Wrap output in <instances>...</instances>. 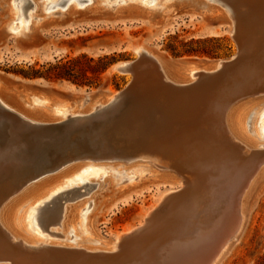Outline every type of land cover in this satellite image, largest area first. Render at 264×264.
<instances>
[{
	"label": "rangeland",
	"instance_id": "1",
	"mask_svg": "<svg viewBox=\"0 0 264 264\" xmlns=\"http://www.w3.org/2000/svg\"><path fill=\"white\" fill-rule=\"evenodd\" d=\"M2 1L0 0V3ZM46 1L41 0L42 5L38 3L41 11L39 8L32 10L35 8L32 0L12 1L9 14L5 12V9L0 10V28L3 24L13 22L12 25L18 31V33L9 31V36L8 34L0 36V77L13 86L21 83L29 87V89L25 88V91L35 96L29 102H36L35 100H40L41 96L47 98L48 102L45 105L49 108H44L43 103H36V108L40 109L39 115L47 111L53 120L64 119L63 114L55 111L54 100L68 105L73 98L87 93H96L101 87L106 88L107 91L117 93L125 91V93L118 100L119 102L117 101L116 111L92 118L91 122L90 120L83 122L84 125H79L80 128L79 126H55L39 131L27 129L24 130L26 132L22 131L24 134L21 139L24 138V140H19L21 132L13 134V141L16 140L14 146L19 147L18 150L13 149L21 163H18V168L13 170L14 175L8 176L3 183H0V201L6 193L24 184L29 178L56 168L65 160L83 158L88 155L98 158L111 155L134 158L142 152L151 154V157L158 155L167 162L172 161L173 164L168 165L167 171L175 173L182 184L178 187L179 189H175L176 192H171L172 195H165L161 202H158V209H154L144 218V213L151 205L156 204L165 188L170 187V182H165V179L160 176L147 175L146 173L150 171L148 170L143 177L126 185L127 183L121 182L123 180L121 177H116L118 169L113 172L107 168L109 165L113 166L120 162H92L91 166L95 169L85 177L90 183L89 186L85 188L78 183L72 191L75 194L74 199L62 200L57 206L58 219L49 230L62 231V235L66 234L65 240L57 238L58 243L70 246L88 245L84 242L91 233L104 240L113 239L116 234L138 226L141 221H148L146 230L142 229L140 233L124 238L119 245L118 253L94 260L73 252L57 254L51 249L37 250L30 255L21 250V254H17L14 259L10 255L13 254L12 250L7 246H0V254L2 251L7 252L6 257L16 260L17 264H102V262L103 264H171L170 261L176 251L182 249L185 244L190 246L200 244L205 239L200 240L199 237L209 236L212 228L221 225V221L228 212L225 201H229L237 186L229 181L228 176L234 174L233 166L240 168L241 165L232 159L224 158L210 162L208 157L197 165L193 155L182 158V146L196 152L192 147L203 140L215 147L218 146L217 142L226 141V138L232 142L229 135L223 131L224 123H222L231 103L240 94L264 91V0H230L234 11L231 19L234 34L229 32L228 24H224L218 13L201 14L197 11L194 14L195 12L191 11L193 7L183 3L173 8L164 22L158 23L157 18L146 22L145 11L148 13L161 11L162 8L158 7L179 3L178 0H95L90 5H87L89 4L87 0H74L73 13L64 12L68 0L62 5H60L61 0H57L59 5L50 10H47ZM52 1L54 0H50ZM116 1L119 4L114 7ZM203 1L219 8L211 0ZM92 5H98L101 11L108 14L103 16L88 11ZM127 5L132 7L125 8ZM121 6L122 9L116 12L115 9ZM30 13H34L36 18L40 19H33V22L37 23L34 30L26 28V18ZM43 21L44 24H42ZM141 44L158 56L175 79L179 78L180 71L190 70L179 66L181 64L177 61H210L242 53L236 65L230 70H223L216 75L201 76L192 86L177 89L161 81L153 61L136 55L132 45ZM187 51H193V53H187ZM80 55H86L93 61L80 59L73 64V67L78 74L81 70L85 72L84 80L92 83L91 86L74 84L66 79H32L28 76L49 74L55 65L67 64ZM104 57L107 58L103 59ZM101 59L103 60L99 61ZM133 60L135 63L130 72L112 71L116 63ZM101 64H105L101 74H93L90 71L89 67ZM34 85L38 87L33 88ZM230 96L231 98H227ZM259 99L254 100L258 105L263 102L264 96ZM254 107V104L249 103L244 108L245 112H248L245 116L248 117L247 121L251 119L249 112ZM73 108L74 105L64 108L66 110L64 114L74 113L70 110ZM80 109V107L75 108L76 111ZM208 110L212 113L210 116ZM263 111L264 106H259L256 113L258 120L264 116ZM9 120L17 125L14 118L7 116L4 119L3 128H6ZM85 123H88V126ZM209 123L211 126L208 125ZM203 124L209 126L208 132L207 126L205 129ZM261 125H264V119L261 120ZM159 128L163 131L161 136L158 132ZM25 134L28 135L25 136ZM5 140V132L0 130V147L6 145ZM34 144L38 146V153L32 151ZM259 144L264 145V141H260ZM218 148L222 149L219 146ZM98 152L99 156L96 155ZM261 152L258 158L264 157V148ZM139 164L144 165L149 162ZM200 166L205 169V174L200 173ZM213 166L215 173L212 170ZM102 180L107 181V184L99 189L98 181ZM4 183L5 186H3ZM153 183H158L159 188ZM133 185L135 189L142 190V195L135 194L133 201L122 204L121 198ZM36 199H33L30 204ZM115 202L117 208L111 213L110 208ZM83 203H88L87 208L79 212L80 205ZM65 205L69 209L65 218L68 227L60 228L55 224L60 221ZM204 205H210L213 209L210 215L199 211L204 208ZM28 215L24 214L23 219L21 217L19 225H21L20 231H27L25 235L31 241L38 240L45 243L57 241L33 228L31 219L27 218ZM89 229H92L91 233ZM201 229L205 230L204 234L200 232ZM75 236L78 237L76 242L70 241L75 240ZM262 259H264V193L250 209L242 237L222 264H258Z\"/></svg>",
	"mask_w": 264,
	"mask_h": 264
},
{
	"label": "bare ground",
	"instance_id": "2",
	"mask_svg": "<svg viewBox=\"0 0 264 264\" xmlns=\"http://www.w3.org/2000/svg\"><path fill=\"white\" fill-rule=\"evenodd\" d=\"M12 1L14 2L15 0H3L2 3H0V10L5 9L6 13L8 14L11 13ZM32 1L35 4V8H33L32 10L38 9V8L40 9V6L38 3H40L41 0H32ZM66 1L67 0L65 1L61 0L60 5H62ZM78 1H84V0H78ZM93 1L95 0H87V2L89 3L87 5L92 4ZM178 1L180 2L171 3V5L169 4L167 6L163 5L164 7H158V8H162L161 11L156 10L154 13L152 12L148 13V11H145L144 13L146 14L145 16L147 18L146 22L156 20V18L158 20V23L164 22V20L167 19L172 13L173 8H175L178 4L183 3L186 6L188 5V7H193L191 11L193 13L195 12L194 14H196L197 11L201 14H207V13L217 14L218 13V15H221L220 18L224 22V24H228L229 29H230L229 32L230 33L233 32V34L235 33V31H233V24H232L233 22L231 21L234 15V11L232 9V6H231L232 3H230L231 2L230 0H211V2H213V4H215V6H218L219 8L206 4L205 1L203 0L202 1L201 0L200 1L198 0H178ZM46 2L48 3L47 10H50L53 7L59 5V2L57 3V0H54L52 2H50V0H47ZM73 3H74V0H68V2H66V5H65L66 7L64 9L65 13L74 12L73 6H72ZM118 4L119 2L116 1V4L114 5V7H116ZM40 5H42V2L40 3ZM98 5L100 6V4ZM97 6L95 5H92V7L90 6L89 7L90 9L88 11L94 12V13H97L98 15H103V16L108 14V12L106 13L104 11H101L100 7H97ZM131 7L132 6L127 5V7L125 8H131ZM121 9H122V6L115 9V11L118 12ZM34 13H30L28 17L26 18V28H29V30H34L37 27V23L33 22V19L40 20L36 18ZM62 14H59V15H62ZM19 16L21 18V15ZM12 24L13 22H10L6 25L3 24L0 28V36L7 35L9 31L18 33V31L15 29L16 27ZM42 24H44V21L42 22ZM11 26H12V29H11ZM132 47L134 48V52L136 53L138 57H142V56L147 57L150 59V61H153L156 68H158V73L159 71L162 72L165 81L167 83H170L172 86L178 89H183L185 88V86L187 87L192 86L196 82V80H198V78H200L201 76L204 77L207 75H214V74L216 75V73L218 74L223 71L220 68L218 60H210V61L203 60V61H194V62L177 61V63L181 64L179 66L189 68L190 70L186 72L180 71L179 78L175 79L173 78V76H171L170 72L167 70L163 62H161V60L158 58V56L155 53H153V51L148 49L146 46H143L142 44L132 45ZM241 53L242 52L239 53L238 59H240ZM233 57L234 55L230 58V60L233 59ZM238 59L235 60V62L233 63L231 67L236 65V62L238 61ZM177 63H174V64L176 65ZM116 67L117 65L113 66L112 71H116ZM248 84H249L248 86L250 87V83ZM35 86L38 87L37 85H34L33 88H35ZM25 88L29 89V87L21 83H16L15 86H13L12 84H8L3 78L0 77V130L4 131L6 135V140H5L6 145L4 147L3 146L0 147V183H3L5 178H7L8 176H12V174L14 175L13 170L14 169L16 170V168H18V165H19L18 163H21V161L17 157V153L13 149L15 148L18 150L19 148V147L14 146L16 142L13 141L14 139L12 137L13 134L21 132L22 134H20L21 135L20 138L18 137L20 140L24 132H26L24 130H27V129L39 131L41 129L51 128L55 126L57 127L58 126H64V127L77 126L78 127L79 125H84L83 122H86L88 120H90L91 122L92 118H97L101 115L103 116V114H106V113H113L114 110L116 109L115 108L116 104L119 102L118 100L121 98L120 93H117L115 91H107L106 88L101 87L96 93H87L84 96L73 98L71 103L68 105L67 103L54 100L55 111L58 114H63L64 119L53 120L51 119V116L49 115L47 111L43 112L42 113L43 115L42 114L39 115L38 112L40 111V109L36 108L37 106L36 103L38 104L43 103L44 108H49V107H46L45 105L48 102L47 98H45L44 96H41L40 100L37 99L35 100L36 102L34 101L29 102L30 99H33V97L35 96H32L31 94H27V91H25L26 90ZM233 90H235V88ZM233 95H235V93ZM263 96H264V91H257L253 94H250L248 92L242 95L240 94V96H236V98L231 103L228 109V112L224 116V122H222L224 123L223 131L225 132V134L229 135L232 142H230V140H227V138H226V141L217 142V145L221 147L222 149L218 148V146L215 147L212 144L207 143L204 140L199 142L197 145H194L195 147H192L196 150V152H193L189 148L182 146L183 148V152L181 154L182 158H186V155H193L194 162L197 165H199L200 162H202L203 159H205V157H208L209 158L208 161L210 162L211 160L215 161L214 159H221V158L232 159L234 160V162H237V164L241 165V167L236 168L232 165L233 168L235 169L234 170L235 172L233 175L230 174L228 176L229 181L235 186L236 185L237 186L236 188H234L235 190H233V194L230 196L229 201L228 202L225 201V204H226L225 208L228 209L227 210L228 212L226 211L227 214L224 216V219L221 221L222 222L221 225L219 224L220 225V226L218 225L219 227L215 226V228H212L213 230L211 231L209 236H204L203 238L199 237L200 240L201 239L203 240L205 239V240L200 242V244L198 245L194 244L190 246V245H186L183 242L185 246L182 249H179V251H176L173 258L171 259L172 261H170L171 264H222L224 259L231 252L232 248L235 246L238 240L242 237L245 227H246L249 211L256 204V201L258 200L259 196L264 193V157L258 158L259 154H262L261 151L264 148V145L259 144L260 141H264V125H261V120L264 119V116L261 118V120L260 119L258 120L257 119L258 116L256 114L257 111L259 110V106L261 105L264 106V100L259 105L256 104V102H254V100H258L259 98L262 99ZM227 98H231V96ZM249 98H252V99L249 100ZM249 103L254 104L255 107L249 112V116L250 117L252 116V117L251 119L249 118V120L247 121L248 117H245V116L247 115L248 112L246 113L244 108H246V105H248ZM73 105H74V108L70 110L74 111V113L64 114L66 112L64 108L73 107ZM78 107H80L81 109L79 111L78 110L76 111L75 108H78ZM30 109L35 110V111H32ZM211 110L213 109L211 108ZM210 113L211 112H209V116H210ZM213 114H214V111H213ZM262 114L264 115V111ZM7 116H11L12 118H14L17 121L16 122L17 125L13 124V121L9 120V123L6 126V128H3L2 125L5 124L4 119ZM205 116L207 117V115ZM204 119L206 120V118ZM85 124H87L88 126V123H85ZM200 124L202 125V123ZM203 125L205 126V129H206L207 124L206 125L203 124ZM208 125L211 126L210 123ZM209 126H207V132L209 131V128H208ZM200 127L202 128V126ZM78 128H80V126ZM210 129L212 128L210 127ZM212 131H214V129H212ZM158 132L160 136L163 134V131L161 128L158 129ZM250 133L252 135H250ZM27 135L25 134V136ZM9 136H10V139H9ZM214 138L216 137L214 136ZM22 139L24 140V138ZM7 144L9 146H7ZM21 145L23 144L21 143ZM203 146H205V148ZM33 150L34 152L38 153L39 151L38 146L35 144L32 145V151ZM97 154L99 156V152L96 153V155ZM139 154L134 158L133 157L132 158L114 157L112 155L108 157L98 158V157H91L88 155L83 158H74L70 160H65L63 163L58 165L56 168H53L41 174H37L36 176L29 178L27 182H25L24 184L20 186L18 185L17 187H15L14 185L15 188L9 191L8 193H6L5 197L0 201V241L2 243L0 246L2 247L7 246L10 250H12L13 254H10V255H12L13 258L17 257V254H21L20 253L21 250L30 255L32 253L34 254V252H36L37 250H46V249L54 250V252H56L57 254L64 253V252L78 253L82 257L87 256V257L93 258V260L114 255L119 250L118 248H120L119 245L121 241L124 238L130 237L131 235L141 231L142 229L146 230L148 226V221L147 222L141 221L138 226L130 227L122 231V233L116 234L113 237V239H106V240H104L103 238L99 236L98 237L95 236L94 234L91 233L92 229L91 230L89 229V233H91L90 237H88L86 239L87 241L84 242V243H87L88 245H76V246L61 244V242L58 243L57 238L58 239L61 238L65 240L66 234L62 235V231L58 232L54 230L55 231L54 232L53 230H49V228L51 229V225H54V221L58 219L57 218L58 216L57 206L59 202H61L62 200H66V201L73 200L75 194H73L72 191L78 186V183H81L80 185L83 187L85 186V188L89 186V184L85 183L86 181L85 177L86 175L89 174L91 170L95 169L91 166L92 162L93 163L95 162H120L122 163V164L117 163L113 166L109 165V167L107 168H110V170L113 172H115L118 169L116 171V174H117L116 177L118 178L121 177V179H123L121 182L127 183L126 185H130L138 178L140 179L141 177H143L145 175L144 174L145 171H148V170L150 171L146 173L147 175L160 176L161 178L165 179V182H170L169 184L170 187L165 188V190L162 192V195H160V197L156 201V204L151 205L149 209L143 215L144 218L146 216H149L150 212H152L154 209L156 210V208L158 207V202L162 200L165 195L171 194V192L173 193V191L176 192L175 189L178 188L182 184V181L180 180V178H177L175 176V173H169L167 171L169 168L168 165L173 164L172 161L167 162L158 155L156 157H151L150 156L151 154H145L143 152L140 155ZM140 162H149V164L143 165V164H139ZM126 163H130V164H126ZM126 167L128 168L126 169ZM100 168H103V167H100ZM120 170H123V171L121 172ZM199 170H200V173H203V174H205L206 172L202 166H200ZM212 170H214V173H215L214 166ZM130 175H132V177ZM106 182L107 181L105 180L98 181V188L99 189L104 188L103 185L107 184ZM136 183L137 182H135V186H137ZM153 184H155L157 188H159L158 183H153ZM5 185L6 184L4 183L3 186ZM135 186L134 185L131 186L130 191L123 195L120 201L122 204L125 205L133 201L135 194L142 195V190L135 189ZM35 198L37 199L33 203L30 204V202ZM251 200H253L252 203H251ZM91 201L93 204V199H91ZM87 204L88 203L81 204L79 208V212L86 210ZM66 205L63 206V212H62L63 215L61 216L60 221H58V223L55 224V226H58L60 228L68 227V224L66 223L65 218H66V215L69 209H68V206ZM116 208H117V203L115 202L113 206L110 208V212L111 213L114 212ZM199 211L203 213H208V215H210V211H213V209L211 208L210 205H204V208H202V210H199ZM18 213L20 214L19 217H18ZM24 214H29L27 218L31 219L33 228L39 230V232H41L42 234L43 233L47 234V236L50 238H55L57 241L51 242V243H45L44 241H38V240L31 241V239H29V237L25 235L27 234V231L26 232H24L23 230L20 231L21 225H19V223L23 219ZM156 219H160V218H156ZM71 230H73V227H71ZM204 231H205L204 229H201L200 232L204 234L205 233ZM75 237H76L74 238L75 240H70V241L76 242L78 237L77 236ZM6 253L7 252H3V251L1 252L0 264H17L16 260H11L7 258Z\"/></svg>",
	"mask_w": 264,
	"mask_h": 264
},
{
	"label": "trees",
	"instance_id": "3",
	"mask_svg": "<svg viewBox=\"0 0 264 264\" xmlns=\"http://www.w3.org/2000/svg\"><path fill=\"white\" fill-rule=\"evenodd\" d=\"M187 53H193V51H187ZM107 57H104L103 59H106ZM80 59L88 60V62H92L93 60L91 58H87L86 55H80L79 57L71 60L70 62H67V64H57L52 68L51 73L47 74H33L28 75L30 78H44L46 80L49 79H66L70 82L78 85H89L91 86L92 83L85 81L84 78V71H79V74L75 71L73 64L75 62H78ZM103 59L99 60L102 61ZM90 71L95 74H101L105 69V64H101L100 66L96 67H89ZM78 74V75H77ZM83 79V80H82ZM258 264H264V259H262Z\"/></svg>",
	"mask_w": 264,
	"mask_h": 264
},
{
	"label": "water",
	"instance_id": "4",
	"mask_svg": "<svg viewBox=\"0 0 264 264\" xmlns=\"http://www.w3.org/2000/svg\"><path fill=\"white\" fill-rule=\"evenodd\" d=\"M65 1V0H64ZM239 53H237V54H234V57H233V59H231L230 60V58L233 56H230V57H228V58H223V59H218V62H219V65H220V68H221V70H225V71H227V70H230L231 69V66L233 65V63L235 62V60L236 59H238L239 58ZM135 63V61L133 60V61H123V62H119V63H116L115 65H117V67H116V71L117 72H120V73H127V72H129V71H131V69H132V66H133V64ZM123 64V65H122ZM157 71H158V68H157ZM159 75H160V78H161V81L162 82H164L166 85H168V86H170V87H173V88H175L174 86H172L170 83H167L166 81H165V79H164V76H163V74H162V72L161 71H159ZM199 79V78H198ZM198 81V80H197ZM187 86H185V88H186ZM178 89V88H177ZM118 93H120V95H121V97L124 95V93H125V91H121V92H118ZM119 95V96H120ZM5 112H6V110H5ZM15 142V141H14ZM24 147H25V145H24Z\"/></svg>",
	"mask_w": 264,
	"mask_h": 264
},
{
	"label": "flooded vegetation",
	"instance_id": "5",
	"mask_svg": "<svg viewBox=\"0 0 264 264\" xmlns=\"http://www.w3.org/2000/svg\"><path fill=\"white\" fill-rule=\"evenodd\" d=\"M86 184H90L87 180L85 181Z\"/></svg>",
	"mask_w": 264,
	"mask_h": 264
}]
</instances>
